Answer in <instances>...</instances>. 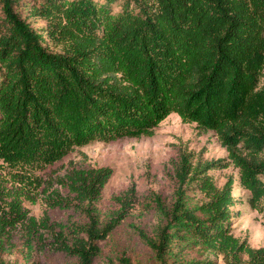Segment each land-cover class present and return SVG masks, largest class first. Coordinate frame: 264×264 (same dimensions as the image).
Listing matches in <instances>:
<instances>
[{
	"label": "trees",
	"instance_id": "trees-1",
	"mask_svg": "<svg viewBox=\"0 0 264 264\" xmlns=\"http://www.w3.org/2000/svg\"><path fill=\"white\" fill-rule=\"evenodd\" d=\"M263 67L264 0H0V161L13 170L10 181L32 190L40 184L33 172L75 146L149 135L174 112L214 131L229 162L210 168L232 164L249 206L263 209ZM204 171L182 151L171 195L144 196L154 225L150 233L135 228L151 250L149 264H215L189 256V245L223 253L230 264H264V247L229 233L232 180L217 185ZM111 173L73 167L57 189L42 190L50 205L74 208L82 222L71 226L70 242L52 233L48 249L91 264L134 192L116 195L120 210L102 218L96 201ZM5 204L11 214L0 205V264H30L45 245L40 227L50 225L26 216L15 197ZM6 248L18 259L4 258ZM125 252L118 248L119 264H141Z\"/></svg>",
	"mask_w": 264,
	"mask_h": 264
},
{
	"label": "rangeland",
	"instance_id": "rangeland-1",
	"mask_svg": "<svg viewBox=\"0 0 264 264\" xmlns=\"http://www.w3.org/2000/svg\"><path fill=\"white\" fill-rule=\"evenodd\" d=\"M36 24H41L37 18ZM264 82V67L261 83ZM182 151L189 153L192 163L201 165L205 174L217 185H222L228 179L232 180V195L234 205L230 207V230L239 241L251 247H264V208H251L247 202L249 192L238 186L237 169L232 164L215 165V161L222 159L229 162L227 151L220 143L214 131L203 130L195 122L183 121L177 113H169L147 134L136 136H121L113 140H97L83 146H75L61 159L33 172L40 179L39 186L32 190H24L10 181L9 166L0 161V205L8 212L12 198L19 200L21 210L26 216H32L37 222L46 221L50 228L40 227L43 233L44 247L42 252L33 256L30 264H75L76 257L57 249H48L52 242V233H62L70 242L75 230L72 225L82 224L80 213L72 207L50 205L43 199L42 190L46 192L57 189L56 180L65 171L75 168H91L108 166L112 173L100 191L96 206L103 218L107 214L120 210V203L115 196L129 189L126 200V214L116 225L114 231L106 239L98 240L99 253L92 259L91 264H106L111 258L113 264L117 260L118 248H123L128 257L136 262L149 264L152 261L151 250L145 245L136 233L137 227L151 232L154 225L153 215L143 207V198L150 191L169 197L173 190L172 175ZM60 187V186H59ZM22 190V193H16ZM61 195H68L74 200L73 193L61 188ZM12 193V196H9ZM191 197L201 198L199 190L189 191ZM75 201V200H74ZM264 204V202H263ZM1 214V212H0ZM60 225L64 226V229ZM20 228L13 231L14 238L18 237ZM38 237V236H37ZM14 241V239H12ZM8 249V250H7ZM11 249V248H10ZM9 248L3 253L4 258L18 259L17 249ZM189 256L208 258L215 264H230L223 253L215 252L199 245L184 247Z\"/></svg>",
	"mask_w": 264,
	"mask_h": 264
}]
</instances>
